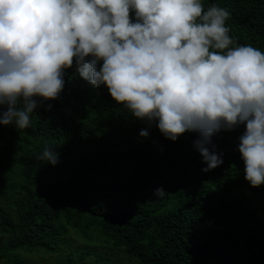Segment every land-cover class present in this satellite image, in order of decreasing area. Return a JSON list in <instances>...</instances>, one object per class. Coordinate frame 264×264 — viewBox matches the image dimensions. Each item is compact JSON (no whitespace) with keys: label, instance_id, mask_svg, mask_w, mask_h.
I'll return each mask as SVG.
<instances>
[{"label":"trees","instance_id":"16d2710c","mask_svg":"<svg viewBox=\"0 0 264 264\" xmlns=\"http://www.w3.org/2000/svg\"><path fill=\"white\" fill-rule=\"evenodd\" d=\"M202 2L229 13L236 45L264 52V0ZM30 120L24 130L0 125L10 147L0 179H16L5 187L10 198L0 201V264H25L20 253L87 248L71 229L85 237L98 231L138 264H264V185L252 188L244 179L237 148L243 125L213 137L223 164L204 172L195 133L164 138L74 66L60 97L38 103ZM45 147L58 154L56 165L39 159Z\"/></svg>","mask_w":264,"mask_h":264},{"label":"clouds","instance_id":"9594fccd","mask_svg":"<svg viewBox=\"0 0 264 264\" xmlns=\"http://www.w3.org/2000/svg\"><path fill=\"white\" fill-rule=\"evenodd\" d=\"M228 17L202 0H0V125L30 128L37 104L60 97L74 66L164 138L195 133L204 172L223 164L213 137L243 125L244 179L259 188L264 52L236 45ZM39 159L56 165L58 154L45 147Z\"/></svg>","mask_w":264,"mask_h":264},{"label":"rangeland","instance_id":"374dc122","mask_svg":"<svg viewBox=\"0 0 264 264\" xmlns=\"http://www.w3.org/2000/svg\"><path fill=\"white\" fill-rule=\"evenodd\" d=\"M5 143L6 142L0 140V167L4 166L9 159L6 153L10 154V147ZM16 169L17 166L13 168V172H16ZM15 180V178L9 177L7 174L2 175V179H0L1 202H5L10 198L12 191L6 190L5 187L13 184ZM71 231L76 237L74 241H77V245L86 246L87 248L78 252H76L77 250L66 252L64 249L63 254H54L52 256L43 255L38 252L32 254L20 253V261L25 264H65L67 261H76L82 264H110L113 262L119 264H131L134 262L133 264H138V259L129 256L124 249L113 247L106 241L105 237L99 238L100 234L96 230H90L86 237L76 230L71 229ZM70 253H72L71 257L66 259V256Z\"/></svg>","mask_w":264,"mask_h":264}]
</instances>
